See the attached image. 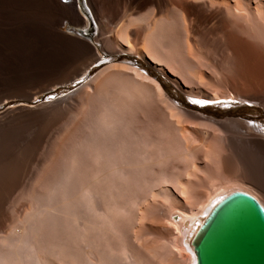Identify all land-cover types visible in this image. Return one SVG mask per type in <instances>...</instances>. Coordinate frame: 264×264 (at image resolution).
Listing matches in <instances>:
<instances>
[{"label": "bare ground", "instance_id": "6f19581e", "mask_svg": "<svg viewBox=\"0 0 264 264\" xmlns=\"http://www.w3.org/2000/svg\"><path fill=\"white\" fill-rule=\"evenodd\" d=\"M67 1H69V2L67 4H64V2L62 0H0V51L6 47H15V48L17 47V48H24V49L28 48L31 50L30 57L28 60L29 62L27 63L26 66H25V64L22 65V63H17V62H13V61L7 62V67H6V68H8L7 73L0 75V89H2L3 87L7 88L8 86H11V85H12V87L14 85L19 86L20 84H21V88H23L22 84L24 85V83H27V82H30L31 84L32 83L42 84V85H38L39 91L34 96L29 95L30 93L27 95L30 99H32V102L30 101L31 104L35 105L34 103H36L37 99H38L37 96L42 95L45 99H48V101H49L51 98H54L59 94V91H58L59 89H62V91H61L62 94L65 93L66 91L63 89H69V87L76 86L78 83L81 82V80H79L80 78L81 79L86 78V76L89 74V72H86L85 74L82 72L83 67H85V66H88V67L91 66L92 67L94 64V60H99V61H100V59L101 60L103 59L102 61L106 60L105 57L103 58L100 56V53L98 51L99 50L98 47H93L92 46L93 44L91 45V41H89L87 39V36H86V35L90 34V26H92V23H96L97 26L99 27V24L96 20V16H95V14L91 8L101 9L104 7L103 2L101 0H87L86 5H87L88 12H89V14H88L87 12L82 10V7L80 9L78 8V3L80 2V0H67ZM141 3H142L141 8H143V7L147 6L148 4H154V3L157 5H163L164 1L163 0H142ZM183 7H187V9H188V6H183ZM183 7H182V9H184ZM41 9H44L45 12H47V16L50 17V19H43L37 15L34 16L35 13L39 12ZM185 10H186V8H185ZM235 10L239 11L237 8ZM26 13H28L29 15L27 16ZM86 13H87V15H86ZM166 13L167 14L163 13L166 16V17L163 16V18H166L165 20H163V18H162V20L159 19L160 22L157 20L155 22L154 26L149 27V30L151 32L149 35H151V34L153 35L154 33H156L157 32L156 30L160 29V27H161V29L159 30V32L161 34V30L163 28L162 26H164V30L165 29L168 30V32L165 30L164 33L167 34L169 32H172L173 30H175L177 32V35H178L177 30L180 28V27H178L180 25L178 18H174V14L170 13L169 10H167ZM67 17L68 18L73 17V18H76L78 20L82 19L84 22V26L81 29L79 28L77 30L75 29L76 31L73 30V31H71V33L69 32V34H64V33L60 32L59 27L62 25V22ZM139 18L140 17L134 18V20L135 19L138 20ZM225 22H223V27L226 30L228 23L226 22L227 23L226 24ZM232 25L233 24H231L230 26H232ZM152 31H153V33H152ZM232 31L229 32L226 30V33L224 32L225 33L224 37L226 40L225 42H227L226 46L229 45V47H230L229 51H231L234 54V56H236L237 65L233 64V66L238 67L237 68L238 74L235 77L233 76V74H231L232 77L230 76L227 79L231 82V84L233 82L235 84V81L238 80V81H236L237 82L236 84L240 85L242 90L244 89L243 92L248 91V89H250V87L255 88L257 91L262 90V89L264 90V52H257L256 49L252 45L247 43L245 40H243L241 37H239L237 34H235V32H232ZM157 33L154 34V35H156V37H157ZM172 33H174V35H176L175 32H172ZM166 34H165V37H167L168 35L171 36V33H169L168 35H166ZM163 35L161 34V36H163ZM174 35H172V36H174ZM161 36H159V37L161 38ZM156 37L154 36V38H156ZM159 37H157V38H159ZM165 37H164V40H165ZM145 38H147V37H145ZM151 38H152V36H151ZM168 39L169 38L167 37V40ZM188 39H189V37H188ZM114 40L115 39L109 40L110 44L113 46H114ZM151 40H153V39L149 38V41H151ZM164 40L161 39L162 43L166 42ZM149 41L146 40L147 44ZM126 43L128 44V46H127L126 50L122 53L132 55L133 50H134V46L129 42V40H126ZM187 43H188V48L187 47L186 48L188 49L187 53H189L188 51H189L192 43L190 44L189 41H187ZM149 44H151V42H149ZM147 46H149V45H147ZM149 48H150V46H149ZM263 49L260 47L261 51ZM191 50H193V49H191ZM143 51H144V49H143ZM148 52H149V50H148ZM150 52H151V49H150ZM177 53L181 54L178 51H177ZM20 55H22V54H20ZM104 55L106 56V54H104ZM67 56H68V58H67ZM175 56L176 55L173 54L174 58H176ZM154 57H155V55H154ZM137 58L140 59L139 56ZM156 58L157 57H155L154 60H156ZM188 58H189V56H188ZM152 59L153 58H151V60ZM190 59L192 60V58H190ZM158 60L160 61V59H158ZM162 60L163 59H161V61ZM173 60H175V59H173ZM180 61H182V59ZM195 61L196 60H194L193 62L195 63ZM153 62H155L158 66H163L162 62H161V64L158 63V61H153ZM189 67H190V65H189ZM189 67L187 68V70L189 69ZM114 68L123 69V70H125V73H127V74L130 73L131 76L133 74L134 76H138V77L142 78L143 81H145L144 82L145 85H147L149 83L151 87L153 86V89L156 88L157 91L155 89L154 90L157 93L159 92L158 93L159 96H160V94L163 95L161 97L162 98L166 97L165 99L167 100V102H169V100L167 99V96L164 95V91L162 90V88L158 84V82L147 77L142 71L137 70L136 68L130 67L128 65H121L120 63H119V65H117V63H113V64L108 65L105 69L100 71L91 81H87L80 88H77V89L73 88L74 90L71 89L72 90L71 92H69L65 96H61L60 98L56 99L52 103H47V104L43 105V103H44L43 102L42 105L40 103V105H38V106L32 105L29 108H25V107L11 106L14 104V101L13 100L11 101L10 99L5 100L3 102L0 100L1 101L0 102V111L3 110L2 113L0 112L2 114L0 116V134H1L0 138H1V140L6 139V142H9V143H10V141L15 142L13 144L14 145L16 144V146L18 145L17 149L14 152L9 151V149H8V152H5V156L7 155L6 156L7 161L9 160V162H8V167L6 169H4L6 174L3 170L4 176L2 175L3 178L0 177L1 178L0 188L3 187L2 188L3 191L0 192V203H1V205L4 204L6 199L9 198L11 195H15V194H13V192L15 193L19 189L22 190V195L24 196V199H23V196H21V198L23 199V203L29 199L28 210L31 208V206H33L34 212L30 216H28L29 214H27L26 219H25V217L23 219L26 221L27 224L29 222V224H28L29 226L27 227L29 229L26 230V228H25L26 231L24 230L25 235L28 234V235H26L27 237L25 238V242H27L28 238L30 236H32V234H33V237H35V238H33L34 240L37 237H39L38 240L41 241V242H39L36 239L35 241H37L36 242L37 245H38V242L40 243L41 246L42 245L45 246V244H48V243L50 245V243L52 242L51 246L53 248L54 247L56 248L57 246H59L57 248H60V243L63 245L64 242H66V244H65L66 246L70 245L69 244L70 242L67 243V241L70 240V238L67 237L68 233L65 231L67 233V235H66L65 232L63 231V228H64L63 224H65V226H67L69 223V220H68L69 218H67L66 216L61 218L62 216H60L61 214L62 215L64 214L65 210H67L66 209L67 207L65 206L66 203L64 204L65 210H63L64 209L63 205L60 208L61 213L58 212V210L56 211L55 209H53V210H55V213H54V211L51 210V208H54L58 205V204H56L58 202V197H59V199L60 198L62 199L63 196L64 197L67 196L70 199L74 198L76 196V194L78 193L80 186H81L80 189L83 193H85V192L90 193V195H88L89 194L88 193L82 199H84V198H86L87 200L90 199V203L94 202L93 204H95V202L99 201L98 198H97V200L95 198L97 196L101 197L100 202H99L100 204L99 203L98 204L100 206L101 200H103L102 202L104 203L103 204L104 208L102 207V209H105L104 212L105 211L107 212V213L105 212V215H104V212L101 210H98L96 207L97 212H99V215L97 216L96 215L97 213L95 211L94 212L96 214L94 212H92L93 214H90V211H89L88 215L90 214L91 217L94 215L93 216L94 223L96 222V224L95 225L93 224V226L95 228L97 226L101 228V225H102L101 223H103L105 221H103V222L102 221L99 222V221L101 219L105 220V219L110 218L109 216L107 217V214L112 210L111 207H113V205L111 202L113 201L112 198H114V197H112V195L110 196L109 177L116 178L117 174L112 173V172H107L105 170V164H111L112 154H113V152H115L117 150L118 146H117V143L115 142V140L112 138H109L107 135V131L110 130L111 126L106 125L104 127L101 123V119L105 114L116 112L117 103H116V99L113 97L112 93L111 94H105L104 93V91L102 89V85L99 87L92 88V84L94 82H96L99 78H101L103 75H106V73L109 72L110 69H114ZM190 69H191V67H190ZM194 69H197V68L195 66L193 67V65H192V69H191L192 73H193ZM182 73H184V72H182ZM182 73H180L181 76L182 75L184 76L185 74H182ZM56 75H59V76L62 75V76H64V78H60V80H57V81L55 80L53 82L51 81V83L49 80H47V81H49V83H47V82L43 83L44 79L51 77V76H56ZM80 75H81V77L77 78V76H80ZM235 75H236V73H235ZM71 79H74V80H72V82H69ZM113 79H114V77H113ZM119 79H118V81H119ZM225 79H226V77H225ZM105 80H107V79H105ZM108 80L111 81L110 78H108ZM108 80L106 82H109ZM135 80H136V78H134L135 84H137V85H139L138 83L143 84V81H141L140 79L139 80L141 82L140 81L138 82ZM228 80L225 83H230V82H228ZM119 82L121 83V80ZM136 82H138V83H136ZM58 84H62V85L64 84L65 86H63L62 88H55V87H57ZM110 84H112V83H110ZM236 84H235V87L237 86ZM16 88H17V86H16ZM106 88H109V87L106 86ZM119 88H120V86H119ZM10 90H11V88H10ZM13 90H15V89H13ZM238 90H239V88H238ZM115 93H117V92H115ZM4 95L6 96V94H4ZM82 95H84V97H81ZM141 95H142V93H141ZM184 95L189 100V102L196 104L197 106L219 105L222 108L224 115L222 116V118H219V119H217V118L215 119L212 117V119L216 120V121H214V120L205 119L203 117H200L199 115H195V114L190 113V112L185 113V111H184L182 114H180V112L184 108L178 111V109H180V108L177 106L178 109L174 110L176 107L173 104L174 103L173 102L171 107L174 105L175 108L174 107H172L173 109L171 108L172 112L174 114H177L176 112L178 111L180 115H179V117H178V115L177 116L172 115V117L180 118L178 120L175 118L176 121L183 119L182 117H184V116H187V117L191 116L192 118L193 117L198 118L200 121L205 120L204 122L205 123L208 122V124H210V122H211V124H213L214 127H218V129L217 128L216 129L219 130V132L221 134V136H220L221 138L220 137L216 138V136H215L214 138H212V140H210L209 137L211 138V136H210L211 134H209L206 131L201 132L202 136H200V135H198V132L197 133L195 132L196 130H193L194 132H191V130L185 131V128H184L183 132L184 131L185 132L183 134H180L182 137V138L180 137L181 141H182L180 143L182 144L181 147L183 148L181 151V154H180V151H178L179 154H177V155L174 153L175 155L174 154L172 155L173 156L172 160H170V163L168 162L167 164H169L168 165L169 167L170 166L171 167H175V166L186 167V165H187L186 162H187L188 158L189 157L191 158V156H193L192 155L193 153L198 152L200 149H203L204 153L206 154L205 161L204 160L201 161L202 164L203 163L205 164L204 167H201V168H203V169H201L203 172V175H201L202 172L199 171L200 167L198 165H197V167H199V169H197V172L199 171L200 175H199V173L195 172L194 169L192 170V168H194L193 166L196 164L195 163L194 165H192V168L190 167V169H191L192 173H194V176H196L195 177L196 179L194 178L192 173H189V172H191L190 169L187 170V171H189L188 173L192 177L189 176V178H191V180H190L188 178V176L186 175V177L189 180L188 179L185 180V178L183 179V181H185V183L182 185V188L180 187V185L182 184L181 182H183L181 180L182 178H180V179L178 178L177 181L174 178L173 179L170 178L169 181L168 180L166 181V183L164 181L165 185L167 184L170 186H175L177 184L178 185L180 184L178 188L182 189L181 192H183V194L178 195V197L182 198L181 195H186L185 199H187L186 201H188L187 203H189V204L186 203L187 205H182V204H180L181 203L180 201L179 202L177 201L180 204L178 206L177 202L176 203H175V201L173 202L174 198H173V200L172 199L166 200L165 202H167V203L164 204V200H165L164 198L166 197V195L168 198H169V196L171 197V195H173L170 192L169 193L164 192V193H166V195L165 196L162 195V196H164L163 198L162 197L160 198L162 202H159V205H164V208H165V209L163 208L164 212L162 213V216H161L162 221L164 223L161 221V223H162V225H161L159 223V220H156L157 219V216L155 215L156 213L151 212L152 213V214L150 213L151 216L154 215V216H152V220L154 219L157 222V224H159V226L156 227L153 223L154 221H152L153 227L154 228L156 227L155 228L156 233H153V234H155L154 235L155 237L152 238L153 240H151V239L146 240V238L148 236L146 237L147 232L145 233L143 231L146 228V227L143 228V226L146 225V224L144 225V223L140 225L143 228V230H141L140 229L141 227H139L140 231L138 230L137 235H138L139 239L142 236L146 237V238L142 237L143 240L145 239L144 241L141 238V240L143 241L141 243L143 246V243L145 242L144 246H147V247H141V246L139 247L142 249L144 248V251L147 250V248H149L150 245H151L150 248L155 249V247L153 248L154 244L159 245L158 243L160 242L161 243L160 245H163V242H166V245L165 244H164V246L159 245V248H157V249H160L161 247L164 248L165 246H167V247L170 246L168 248H169V250L171 249L174 252L175 256H173V257L175 258V260L177 257L179 258V261H178V259L176 260L177 264H196V258H195V255H194V252H193V249L191 246L192 237L195 234L198 226H200L201 223L207 218V216L211 212V210L219 202H221L226 196H228L230 193L235 192V191H243V192H246V193L254 196L264 206V123L259 121V119L257 117H254V116L247 114V113L242 115V114H235V111L230 112L232 107L236 104H239V103L245 104V105H255V106L258 105L256 103H252V101L250 99L243 97L242 94L236 95V93L233 94L232 92H230L228 94H222V93L217 92L215 95H213L212 98H207V99H205V101H203L201 99L195 100V99L190 98L189 95H186V94H184ZM7 96H6V98H7ZM0 98H1V96H0ZM9 98H12V97H9ZM78 99L81 100V103L79 102L80 104L78 103V101H79ZM16 100H17V98H16ZM21 102H23V101H21ZM220 103H221V105H220ZM262 104L264 105V103H262ZM262 104H260V105H262ZM260 105H258V106H260ZM157 107H159V106H157ZM261 108H262V110H260V112L263 111V115H264L263 107H261ZM155 110H159V109L157 108ZM80 113H81V115H80ZM69 116H71L72 118L70 117L71 119L66 121V123H65L66 125L64 127V131L62 132L61 137L58 138L55 145L53 146L52 158L50 160V163L53 162L51 164V167H50V163H49V166L46 163L45 167H43L42 170L38 168L39 171L41 170L39 172L40 175L38 173L36 180L33 181L34 184H31L32 187L26 186V185H24V187H23L22 183L24 180H23V177L21 174H22V171L25 173L26 172L25 170H27L28 167H27V165H25V163L22 164V162H21L22 166L19 164V166H20L19 169H18V167H16L17 169H14V164H15L14 161H16L17 157L19 158L21 156H24V158H26V160H28V159L30 160V159L34 158L35 155L42 149L43 145L45 146L44 143L48 142L47 139L50 138L51 132L53 133L54 129L59 124L64 122L65 119H69L68 118ZM73 116H75V117H73ZM262 118H264V116L261 117L260 119H262ZM179 123H181V121H179ZM30 124L34 128L32 127L33 130L30 132V134L28 136H24L25 134L24 135L19 134L20 131L18 132V130H20V128L27 126V125L29 127ZM213 125H210V127L214 128ZM62 127H63V125H62ZM121 129H122L121 132H124V131L128 132V135L126 137L120 139L121 144L127 146L126 148L123 149V151L127 155L126 160L129 164L135 165L136 161L132 157V151L128 147V146L134 145L135 141H137V140H133L131 137V135H133L135 133L134 126H133V124H131V122H127L126 124L121 126ZM187 129H189V128H187ZM180 130H181L180 133H182V129H180ZM257 130L259 132L261 130V131H263V133H259V132H257ZM57 134H59V133H57ZM204 136L205 137L208 136L206 140H209V141H207L206 143H204V138H203ZM14 145H13V148H14ZM5 146H4V148L7 147V146L6 147ZM6 151H7V149H6ZM50 151H51V149H50ZM145 152H146L145 150H141L142 155L148 154V153L144 154ZM22 153L24 155H22ZM217 155H219V158L222 157V160H221L222 162L220 165H219V162L217 160L213 159V158H216L215 156H217ZM24 158L23 157L21 158L23 160V162H25ZM159 160H160V158H159ZM159 160L156 161L157 164L160 163ZM206 160L211 162V163H207ZM1 161H2V159H1ZM73 161H75L76 166L75 167L73 166L74 168H70V163ZM145 161H147V159L146 160L141 159V165L142 166L145 163ZM189 161H190V159H189ZM27 163H28V161H27ZM188 163L190 164V162H188ZM16 164L18 166L17 162H16ZM72 164H74V163H72ZM155 164L153 165V167L155 166L154 168H156V166H157ZM35 165L36 164H34L33 167H35ZM4 166L6 167L7 165H4ZM168 166H167V168H168ZM190 166H191V164H190ZM33 167H32V169H34ZM195 169H196V167H195ZM99 171H101V174L104 175L103 181H102V183H103L102 188L101 187L96 188L99 185L94 183L95 176L97 175V173ZM162 171H163V169H162ZM30 172H32V171H30ZM28 174H31V173H28ZM131 174H133L136 177L135 179L139 178V177H137V175H136L137 173L135 170H134V173L132 171ZM212 174L214 175V177L210 178V175H212ZM192 178H194L195 180ZM26 181H27V179H26ZM26 181H24V182H26ZM190 184L193 188H195V190L193 189V191H190V190H192L191 187L189 186ZM160 185H161V183L159 184V186ZM184 186L185 187L187 186L186 188L189 187L190 190L189 189H188L189 191L186 190L184 188ZM207 186L209 187V191L207 193H204V189ZM98 189H100V190H98ZM172 189H174V188H172ZM179 189L176 188V190H179ZM183 189L188 191V192H186L187 194L185 193V190H183ZM167 190L169 191V189H167ZM176 190H174V191H176ZM60 191H61V194H60ZM161 191H159L160 194H161ZM163 191H165V190H163ZM159 192H158V194H159ZM160 194H159V196H160ZM168 194H169V196H168ZM59 195H62V197ZM167 197H166V199H167ZM79 198H81V197H79ZM79 198H77V199H79ZM158 198L159 197L157 196V199ZM197 198H201V203H198L196 205H194L193 203L191 204V202H194L195 200H197ZM68 199H66V200L68 201ZM157 199H155V201ZM160 199L157 201H160ZM9 200H10V198H9ZM53 200H54V202L55 201H57V202L54 203ZM27 203L28 202L24 203L26 205L21 204V206L24 205L21 208L25 209V206H28ZM49 203H51L50 205L53 204V207H51L49 205ZM110 203H111V206H110ZM154 203H156V202H154ZM160 203H163V204H160ZM168 203L170 205L169 208L167 206L165 207V205L166 204L168 205ZM173 203H175L177 206H175V204H173ZM60 204H62V203L60 202L59 205ZM93 204H91V205H93ZM1 205H0V207H1ZM67 206H68V204H67ZM48 207H49V209H48ZM87 207H88V205H87ZM92 207L93 206H91L90 208H92ZM43 208H44V210H49L50 213H48V215L51 214L50 216L53 220L50 218V216L48 217L46 215L47 218L44 216L45 214H47V211H45L44 215L40 213V211L43 212L42 211ZM81 208H82V206H81ZM20 209H19V211H20ZM56 209H58V208H56ZM92 209L94 210L95 208H92ZM88 210H90V209L88 208L87 211ZM31 211H32V209H31ZM70 211L71 210H69V212ZM100 211H101V213H100ZM5 212L4 211L0 212V228L1 227L7 228L5 225L8 224L7 222H9V219H10L9 218L10 215L7 216V214ZM21 212H22V210L18 213V215L16 212V215L19 216V214H22ZM57 212L60 215H58ZM28 213H30V210ZM33 214H34V216L38 214L39 218L41 217L40 218L41 221L43 218L42 222L45 221V219H44V217H45L47 219L46 224H47V222L50 224L52 221H54V224L51 223L54 226H52L51 224L49 226L47 225L46 230L43 229L42 232L40 231V233L37 234L39 232V228L35 229L34 223L36 221L35 222L31 221L34 218ZM66 214H67V212H65L64 215H66ZM100 214L103 217L100 216ZM95 215L97 218L95 217ZM42 216H44V217H42ZM110 216H112V215H110ZM36 217H38V216H36ZM70 217H71V215H70ZM89 217L90 216H88V218ZM98 217H100V218L102 217V218L98 219ZM143 217H144V215H143ZM48 218L50 219L49 221H48ZM64 218H67L68 222H66V219H64ZM71 218H73V217H71ZM158 218L161 220V218L159 216H158ZM63 219H64V221H63L64 223L62 222ZM92 219L90 218L89 220H92ZM141 219H142V217L140 218V223H141ZM110 220H112V219H110ZM123 220H124V218H123ZM147 220L148 219L146 218V221ZM41 221H39L36 224V226L38 224H41L42 223ZM72 221H74V219ZM20 222L21 221H19L17 224L19 225ZM76 222L78 223L79 221H76ZM92 222H93V220H92ZM98 222L101 225H99V224L97 225ZM150 222H151V220L148 221V224ZM21 223H22L21 226L26 225L25 222H23V221ZM71 223L73 225V222H71ZM71 223H69V224L71 225ZM44 224H45V222H44ZM79 224L81 226H83V223H79ZM12 225H14V224H12ZM90 225H91V223H90ZM19 227L20 226H18L16 229H19ZM87 227H88V225H87ZM41 228H43V227H41ZM71 229H72V226H71ZM14 230L15 229H13V231ZM94 230L98 231L100 229H94ZM94 230H93V232H95ZM146 230H148V229H146ZM24 231H21V232H24ZM68 231H69V229H68ZM76 231H78V230H76ZM18 232H19V230H18ZM62 232L66 235V238H67V240L65 239L66 241L63 239V238H65V235L63 236V238L60 237ZM85 232H86V230H85ZM101 232H103V231H101ZM139 232H141V233H139ZM3 233H5V232L3 231ZM13 234L14 233L9 234V236L12 235L14 237V235H16L17 233L15 232V234L14 235ZM25 235H22L23 238L25 237ZM71 235H72V232H71ZM73 235H74V233H73ZM81 235H82V232H81ZM140 235H142V236H140ZM16 236L18 237V235H16ZM86 237H87V234H86ZM20 238H21V234L19 235V239H17V240H20ZM30 239H32V237L29 238L28 242L30 241ZM61 239H63V240H61ZM85 239H87V238H85ZM13 240L15 241V239H13ZM13 240H11V242ZM49 240H51V241L48 242ZM82 241H84V240H82ZM21 242H22V245H20L21 251L17 250V246H16V245H18L17 242L16 243L14 242L12 244H10L8 242L7 245L8 244L9 245L8 246L6 245V246L7 247L11 246L10 249L13 252L16 249V251L19 252V253H17V255L21 254L22 259L24 257L23 256L24 254H25V257L28 255L27 257L31 258V254L33 257L34 253H35V255H34V258H35L36 252H37V253H39V255H38L39 257L43 255V257H40V258H44L46 260L47 257H45V254L43 253L44 251L42 250V248H44L43 246H42V248L39 246L40 247L39 250L37 248V250L39 252L36 251L33 253V251H35L36 249L31 250L33 247H30V246L32 244L36 245V243H32L30 246H29V244H27L28 248L29 247L31 248V249H28L27 247H25L26 246L25 244L23 246L24 241H21ZM139 242H140V240H139ZM57 243H59V245ZM84 243L85 242H83L82 244H84ZM13 244H15V245L13 246ZM55 244L57 246H54ZM62 245H61V248L64 247ZM15 246H16V248H14V250H13L12 247H15ZM22 246L24 248L28 249L29 252H28V250H27V252H25L26 249H24ZM46 247H48V245ZM72 247L73 246L70 245V248H72ZM22 248L24 249V251L22 250ZM50 248H49V250H50ZM6 250H7V248H6ZM40 250H42V253L40 252ZM91 250H93V249H91ZM13 252H11V253L9 252V258L6 260V258L8 257L7 256L3 260V264H6V262L9 261L10 256L12 257V255L15 254ZM157 252L159 253V251H156V253ZM26 253H28V254H26ZM84 253L85 252H83V254ZM154 254H155V252H154ZM174 254L171 253V255H174ZM14 256L15 257L13 259H16V261H17L18 259L16 257V254ZM38 256L35 259H38L39 258ZM84 256H85V254H84ZM35 259H34L35 264H40V263L43 264V262H41V261H44V259L43 260L42 259L35 260ZM90 259H91V257H90ZM26 260H27V258H26ZM56 260L58 261V259H56ZM172 260H174V259L172 258ZM16 261L14 262V264H19ZM19 261L21 262L20 259H19ZM36 261H39V262L36 263ZM49 261H50V259L48 260V262ZM59 261H60V259H59ZM97 261H98V259H97ZM13 262H11V259H10V261L7 264H11ZM87 262H88V260H87ZM102 262H104V261H102ZM127 262L130 263V261H127ZM34 263H33V260H32V263L30 262V264H34ZM173 263L175 264L176 262L174 261ZM21 264H23V263H21ZM26 264H28V263L26 262ZM170 264H171V262H170Z\"/></svg>", "mask_w": 264, "mask_h": 264}, {"label": "rangeland", "instance_id": "374dc122", "mask_svg": "<svg viewBox=\"0 0 264 264\" xmlns=\"http://www.w3.org/2000/svg\"><path fill=\"white\" fill-rule=\"evenodd\" d=\"M62 1L64 2V4H67L69 2L67 0H62ZM101 1L104 4L103 8H101V9L91 8L92 11L94 12L95 16H96V20L99 24V27L97 26L96 23H92V26H90V34L86 35L87 39L89 41H91V45L93 44L92 45L93 47H98V49H99L98 51H99L101 57L104 58L105 57L104 54H106V56L110 57V55H117L119 53L124 52L128 46V44L126 43V40H129V42L134 46L132 56H135V57L139 56L140 59H142L144 62L148 63L156 71L160 72L170 83H172L178 90H180V92H182L183 94L189 95L190 98H192V99H195V100L201 99V100L205 101V99H207V98H212L213 95H215L217 92L222 93V94H228V93L232 92L233 94L236 93V95L242 94L243 97L250 99L252 101V103H256L258 105L264 103V90L263 89H262L263 91L262 90L257 91L255 88L250 87V89H248V91L243 92L244 89L242 90L240 85L236 84L237 83L236 81H238V80L235 81V84L237 85L235 87L234 82L231 84V82L227 79L231 76V74H233L234 77L237 76V74H238L237 68L238 67L233 66V64L237 65L236 56H234V54L231 51H229L230 47H229V45L226 46L227 42H225L226 40L224 37L226 30L229 32L233 30L232 32H235V34H237L239 37H241L247 43L252 45L256 49L257 52H264L263 51L264 50L263 49L264 48V0H163L164 1L163 5H157L154 3V4H148L147 6H145L143 8H141V4H142L141 1L142 0H101ZM86 4H87V0H80V2L78 3V8L80 9L82 7V10L89 14ZM183 6H188V9H187V7H183ZM182 7L184 9H182ZM185 8L187 11L185 10ZM234 8L235 9L237 8L239 11L235 10ZM43 10L44 9H41L39 11L40 13L39 12L35 13L34 16L37 15L43 19H50V17L47 16V12H45V10L44 11ZM167 10H169L170 13L174 14V18H178V21L180 23V25L178 26L180 28L178 30L176 29L178 31V35H177V32L175 30H173L172 32H175L176 35H174V33H172V32H169V33H171V36L168 35L169 33H167V34L164 33V31L166 29L164 30V26H162L163 28L161 30V34L162 35L164 34L163 35L164 37H165V34L168 35L167 37L169 39L167 40V37H165V40H164V37L161 36V34L159 32L161 27H160V29L156 30L158 32V33L156 32L157 37L161 36V38L160 37L157 38L156 35H154L156 33L153 34L156 37V38H154V36L152 34L149 35L151 33L149 30V27L154 26V24L157 20L160 22L159 19L162 20L163 16L166 17L165 14H167L166 13ZM87 13H86V15H87ZM163 13H165V14H163ZM26 14H27V16L29 15L28 13H26ZM138 17H140L138 20H136V19L134 20V18H138ZM165 19L166 18H163V20H165ZM81 20H78V19L73 18V17L72 18H68V17L65 18V20L62 22V25L59 27L60 32H62L64 34H69V32L71 33V31H73V30L76 31L79 28L81 29L84 26V22H83V20L82 21ZM225 21L228 23L226 30L223 27V22H225ZM231 24H233V25L230 26ZM166 31L168 32V30H166ZM152 33H153V31H152ZM172 35H174V36H172ZM151 36H152V38H151ZM187 36L189 37V39ZM145 37H147V38H145ZM149 38L153 39V40L149 41ZM113 39L116 40V41L114 40V46L111 45L109 42V40H113ZM145 39L147 41L151 42V44H149V42L147 44ZM161 39H163L166 42L162 43ZM187 41H189L190 44L192 43L191 47L188 51L189 53H187V50H188L187 49L188 48ZM147 45H149L150 48ZM260 47L263 49L262 51L260 50ZM142 48L144 49V51ZM8 49L9 50L11 49V50L9 51ZM27 49L28 48L24 49V48H17V47L16 48L15 47H6L3 50H1L0 51V58H1L0 59V75L7 73L8 68H6V67H7L8 61L9 62L13 61V62H17V63H22V65L25 64V66H26L27 63L29 62L28 60H29L30 52H31L30 49H28V50ZM147 49L149 50V52ZM150 49H151V52H150ZM191 49H193V50H191ZM177 51L180 52L181 54L177 53ZM20 54H22V55H20ZM173 54L176 55L175 56L176 58L173 57ZM154 55H155V57H157L156 60H154V58H155ZM188 56H189V58H188ZM67 58H68V56H67ZM151 58H153V59L151 60ZM190 58H192V60ZM158 59H160V61ZM161 59H163V60L161 61ZM173 59H175V60H173ZM181 59H182V61H180ZM102 60L101 59H100V61L94 60V64L92 67L91 66L90 67H88V66L83 67L82 72L84 74L86 72H89V74L86 76V78H82V79L80 78L79 80H81V82L78 83L76 86L69 87V89H63L66 91L65 93H63V94L61 93L60 95L58 94L59 96L57 95L56 97L51 98L49 101H48V99H45L42 95H40V96H37L38 99H37V102L34 103L35 105L31 104L32 99H30L27 95L30 93L29 95L34 96L39 91L38 85H42V84H34V83L31 84L30 82L24 83V85L22 84L23 88H21V84L19 86L14 85L12 87V85H11V86H8L7 88L3 87L2 89H0V96H1L0 100L3 102L5 100L10 99L11 101L12 100L14 101V104L11 106L25 107V108H29L32 105L38 106V105H40V103L42 105L43 102H44L43 105L47 104V103H52L53 101L60 98L61 96H65L66 94H68L72 90L80 88L87 81H91L100 71L105 69L107 66L99 68L96 71H92L99 63H101ZM190 60L192 62L194 60H196V61H195V63L194 62L192 63ZM153 61H158V63H160V64L162 62L163 66H158ZM117 65H119V63H117ZM121 65H124V64H121ZM189 65H190L191 69H192V65H193V67L195 66L197 69H194L193 73H192L191 72L192 70L190 69ZM188 67H189V69L187 70ZM182 72H184V73H182ZM180 73L185 74V75L181 76ZM235 73H236V75H235ZM56 76H51V77L44 79L43 83H45V82L49 83V81L51 83V81L53 82L55 80L56 81L60 80V78H64V76H62V75H60V76L56 75ZM133 76H134L133 74L131 76L130 73H128V74L125 73V70H123V69L114 68V69H110L109 72L106 73V75H103L101 78H99L96 82H94L92 84V88L99 87L102 85V89H103L104 93L105 94H111L112 93L113 97L116 99V103H117L116 112L105 114L101 119V123L104 127L106 125L111 126L110 130L107 131V135L109 138L114 139L115 142L117 143V146H118L117 150L115 152H113V154H112L111 164H105V170L107 172H112V173L117 174L116 178L109 177L110 196L112 195V197H114V198H112L113 201L111 202L113 205V207H111L112 210L110 212L108 211L109 215L107 214V217L109 216L110 218L102 220L101 218L103 216L100 214V216H102V217L101 218L98 217V219H101L99 222L105 221V222H103L104 224L101 223L103 226L101 224H99V222L97 223V225L98 224L101 225V228L98 226L95 228L93 226V224L95 225L96 222L94 223V218H93L94 215L91 217L90 214H93L92 212L95 211L97 214L95 212L94 213L97 216L99 215V212H97L96 207L98 210H101L104 212L105 209H102V207L104 206L103 205L104 203L102 202L103 200H101V205L99 206V204H100L99 202H100L101 197H98V196L95 199L97 200V198H98L99 201L95 202V204H93L94 202L90 203V199H88V200L86 198L82 199L89 192L83 193L80 189L81 186L79 187L80 192L78 191V193L76 194V196L74 198L70 199L67 196L62 197V195H59L62 197V199L61 198L59 199V197H58V202L55 201V202H57L56 204H58V205L54 208H51V210L55 209L56 211L58 210V212H60L61 211L60 208L62 207V205L64 208V204L66 203L65 206L67 207L66 208L67 210H65V208L63 210H65L64 214H65V212H67V214L66 215H64V214L60 215L58 212L57 213H58V215L62 216L61 218L65 217V216L67 218H69L68 219L69 223L73 222V225H72V223H71V225L68 223L67 226H65V224H63V227H64L63 231L64 232L66 231L68 233V235L66 232H65V234L67 235L68 238H70V240H68L67 243L70 242L69 244L72 245L73 247L70 248V245L66 246L65 245L66 242H64L63 245L60 243V248H57L59 246H57L56 244L54 246H57V247L53 248L51 246L52 242L49 245L48 242L51 241V240H49L47 242L48 244H45V246L42 245L44 247V248H42V246L39 243L41 241L38 240L39 237L36 238L37 241H39L38 245H37V243H36L37 241H35L36 239L35 240L33 239V238H35V237H33V234H32V236L29 237V238L32 237V239H30L31 242L30 241L28 242L29 238H28V240L26 239L27 242H25V238L27 237L26 235H28V234L25 235V231L29 229V228H27L29 226L28 225L29 222L27 224L26 221L23 219H24V217L26 219L27 214H29L28 216L32 215V213L34 211H33V206L30 205L31 206V208L29 209L30 213H28L29 212V210H28L29 199L25 201V202H28L27 203L28 206H25V209L21 208L22 206H24L26 204H24L25 202L23 203L24 196L22 195V190L19 189L15 193L13 192V194H15V195H11L9 197L10 200H9V198H7L4 204L1 205V203H0V205H1L0 212L6 211L5 213L7 214V216L10 215L9 216V218H10L9 222H7L8 224L5 225L7 228H5V227H1L2 229L0 228V231L2 233H3V231L5 232L3 234L0 232V263L1 264H3V260L7 256L8 257L6 258V260L9 258V252L10 253L13 252L10 249L11 246L7 247L9 245V244L7 245V243L9 242L10 244H12L14 242L15 243L17 242L18 243V245H16L17 250L21 251V246H20V245H22L21 241H24L23 246L25 244L26 245L25 247H27V248H28L27 244H29V246H30L32 243H36L37 246L32 244L33 246L31 245L30 247H33V248L32 249L30 247L28 248L31 250L36 249L35 251H33V253L38 251L40 249V247L42 248V250L44 251L43 253L45 254V257H47L46 260L44 258H40V257H43V255L39 257L38 256L39 253H37V252H36L35 258L38 256L39 257L38 259H42V260L44 259V261H41V262H43V264H47V263L48 264H52V263L53 264L54 263L55 264H89V263L90 264H92V263L93 264H97V263L98 264H170V262L172 264L174 261L176 262L175 264H177L176 260L178 259V261H179V258L176 256L177 258L175 260V258L173 257V256H175L174 252L171 249L169 250V248H168L170 246H168V247L165 246L164 248L161 247L160 249H157V248H159V245L161 244L159 242L158 243L159 245L154 244L153 248L155 247V249L150 248L151 245L150 246L148 245L149 248H147V250H145V251H144V248L143 249L139 248L140 246L141 247H147V246H144L145 242L143 243V246L141 243L145 240V239L143 240V238L145 236L143 237L142 235H140L143 238L140 237V239H139L137 232H138V230L139 231H140V229L143 230V228L146 227L143 230L145 233L147 232L146 237L147 236L148 237L147 238L145 237L146 240H150V239L153 240L152 238L155 237L154 236L155 234H153V233H156L155 228L157 226H159V224H157V222L154 219L152 220V216H154V215L151 216V214L153 212L156 213L155 214L157 216L156 220H159V223L162 225L161 216H162V213L164 212L165 208H164V205H159V202H162L160 198L161 197L163 198L166 195V193L170 192L174 196L170 194L172 197L171 198L168 194V196H169V198H168L166 195L167 199H166V197L164 198L165 200L163 199L164 204L167 203V202H165L166 200H169V199L173 200V198H174L173 202L175 201V203L177 201L178 202L180 201L181 202L180 204H182V205L189 204V203H187L188 201H186L187 199H185L186 195H181L182 198L178 197V195L183 194V192H181L182 185L185 183V181H183V179L185 178V180H186L189 178V176L192 177L189 174V173H192L190 167L192 168V165H194L195 163L196 164L193 166L194 168H192V170L194 169L195 172H197V169H199V167H200L199 171L202 172L201 169H203V168H201V167H204L205 164L204 163L202 164L201 161H203V160L205 161L206 154L204 153L203 149H200L198 152L193 153L192 154L193 156H191V158L190 157L188 158V160L186 162L187 163L186 167H180V166H178V167L175 166L176 168L171 167V166L169 167L168 166L169 164H167V163L168 162L170 163V160H172V157H173L172 155L174 153L176 155L179 154L178 151H180V154H181V151L183 149L181 147L182 144L180 143V142H182L181 141L182 137L180 134H183L186 130H191V132H194L193 130H196L195 132L196 133L198 132V135L202 136L201 132L206 131L209 134H211L210 135L211 138L209 137L210 140H212V138H214L215 136H216V138H219L221 136V134H220L219 130H217L218 127H214V125L211 124V122H210V124H208V122H206V123L204 122L205 120L200 121L198 118H195V117L192 118L190 116L191 117L190 118V117L184 116V117H182L183 119L179 120V121H181L182 124L179 123V121H176V119L177 120L180 119L178 117L184 111H185V113L190 112V113H193L195 115H199L200 117H203L205 119L214 120V121H216V120L212 119V117L210 118L206 115H203L200 112L189 111V110L183 109L182 107H179V106L178 107L180 109H178L177 105L175 103L171 102L168 97H167V99L169 100V102H167V100L165 99L166 97L165 98L161 97L163 95L160 94V96H159L158 95L159 92L158 93L156 92L157 91L156 88H154L156 90L155 91L153 89V86L151 87L149 83H148L149 85L147 83H146L147 85H145L144 84L145 81H143L142 78H140L138 76H134V77ZM79 77H81V75L77 76V78H79ZM113 77H114V79H113ZM225 77H226V79H225ZM108 78H110L111 81L108 80ZM134 78H136L135 81H138V82L142 79L141 81H143V84L138 83V82H136V83H138L139 85L135 84ZM105 79H107L112 84H110L109 82H106L107 80H105ZM118 79H119V81L121 80V83L118 81ZM47 80H49V81H47ZM72 80H74V79H71L69 82H72ZM227 80L230 83H225V82H227ZM16 86H17V88H16ZM63 86H65V85L64 84L63 85L58 84L57 87H55V88H62ZM106 86H108L109 88H106ZM119 86H120V88H119ZM10 88H11V90H10ZM238 88H239V90H238ZM13 89H15V90H13ZM58 91L61 92L62 89H59ZM115 92H117V93H115ZM141 93H142V95H141ZM4 94H6V96L8 95L7 98ZM9 97H12L13 99L9 98ZM81 97H84V95H82ZM16 98H17V100H16ZM21 101H23V102H21ZM79 102L81 103V100H79L78 103ZM172 103L176 107L175 108L174 105L172 106L175 108L174 110L178 109V111H179V110L183 109L180 112V114L178 111L177 112L175 111L177 114H174L172 112V109H173L171 107ZM239 105H244V104L239 103ZM258 105L257 106L247 105V106H251V110H248L247 112H244L243 111L244 109H238L240 112L238 114H243V115L246 113L250 114L254 117H257L259 119V121L264 123V118L260 119L261 117L264 116L263 111L260 112V110H262L261 107H263V110H264V105L263 104L260 105L261 107ZM157 106H159V107H157ZM157 108L159 110H155ZM0 112L2 113L3 110ZM1 113H0V116L2 115ZM80 115H81V113H80ZM172 115L173 116L178 115V117H172ZM70 117L71 116L68 117L69 119H65L64 122L59 124L54 129L53 133L51 132L50 138L47 139L48 142L44 143L45 146L43 145L42 149L35 155L34 158H32L30 160L29 159L26 160V158H24V156L16 158V161H14V163L16 164V162H17L18 166H17V164L16 165L14 164V169H17L16 167H18V169H19V167H20L19 164L21 165V162H22V164L25 163V165H27V167H28L27 170H25L26 172L24 173L22 171V174H21L24 181H26V179H27L26 182L23 181V183H22L23 187H24V185L31 186V184H34L33 181L36 180L38 173L43 169V167H45L46 163L49 166L50 160L52 158L53 146L55 145L58 138L61 137L62 132L64 131V127L66 125L65 124L66 121H68L72 118V117L71 118ZM73 117H75V116H73ZM127 122H131V124H133L134 129H135V133L133 135H131V137L133 140H137V141H135L134 145L128 146L129 149L132 151V157L136 161L135 165H131L127 162V160H126L127 155L123 151V149L126 148L127 146L122 145L121 141H120L121 138H124L128 135V132H125V131L121 132L122 131L121 126H123ZM62 125H63V127H62ZM210 125H213L214 128H211ZM32 127L33 126L31 124L29 127H28V125L24 126V127L20 128V130H18V132L20 131L19 134H23V135L25 134L24 136H28L34 128V127L33 128ZM184 128H185V131L183 132ZM187 128H189V129H187ZM180 129H182V133H180L181 132ZM257 132H259V131L257 130ZM57 133H59V134H57ZM259 133H263V131L260 130ZM207 137L208 136L203 137L204 143L209 141V140H206ZM11 143L13 144L15 142L10 141V143H9V142H6V139L1 140V138H0V147L2 148V149L0 148V150H1L0 151V177L1 178H3L4 172H5L4 169H6L8 167V162H9V160L7 161V158H6L7 155L5 156V152H8V149H9V151L14 152L18 147V145L16 146V144L15 145L13 144L14 145V148H13V145ZM4 146L6 148H4ZM47 147L48 148L50 147V148L48 149ZM6 149H7V151H6ZM50 149H51V151H50ZM141 150H145L146 152L144 154H146V153H148V154L142 155ZM22 155H24V154L22 153ZM22 157L24 158L25 162H23V160L21 159ZM215 157L216 158H213V159L217 160L219 162V165H220L222 162L221 161L222 157L220 156L221 158H219V155H217ZM159 158H160V160H159ZM1 159H2V161H1ZM141 159H145V160L147 159V161H145L143 166L141 165ZM189 159H190V161H189ZM158 160L160 161L159 164L156 163V161H158ZM27 161H28V163H27ZM188 162H190L191 166ZM206 162L211 163L207 160H206ZM52 163L53 162L50 163V167H51ZM72 163H74V164H72ZM34 164H36L37 166L35 165V167H33ZM154 164L157 165L156 168H154L155 166L153 167ZM4 165H7V166L5 167ZM197 165L199 167H197ZM73 166L74 167L76 166L75 161L70 163V168H74ZM167 166H168V168H167ZM32 167L34 169H32ZM195 167H196V169H195ZM38 168L41 170L39 171ZM162 169H163V171H162ZM189 169L191 172L187 171ZM3 170H4V172H3ZM134 170L137 173L136 174L137 177H139L138 179H135L136 177L133 174H131L132 171L134 173ZM30 171H32V172H30ZM199 171L197 173H199ZM27 172L31 173V174H28ZM5 174H6V172H5ZM192 174L194 176V173H192ZM39 175H40V173H39ZM186 175L188 176V178L186 177ZM199 175H200V173H199ZM201 175H203V172ZM103 176L104 175L101 174V171H99L97 173V175L95 176L94 183L99 185V186L96 185L97 186L96 188H100V187L102 188ZM195 177L196 176H194V178ZM212 177H214L213 174L210 175V178H212ZM1 178H0V180H1ZM170 178H172V179L174 178L176 181L178 178L179 179L182 178L181 180L183 182H181L182 183L181 185L179 184L181 188L180 189L178 188L179 187L178 184H177L178 186L177 185L170 186L167 184L165 185L166 181L167 180L169 181ZM194 178H192V179H194ZM189 179L191 180V178H189ZM164 181H165V183H164ZM160 183H161V185L159 186ZM0 186H1V183H0ZM189 186L191 187L192 190H190L189 187L186 188L187 186L186 187L184 186V188L186 190L189 189L190 191H193V189L195 190V188H193L191 186V184ZM2 188L3 187L0 188V192L3 191ZM172 188H174V189H172ZM176 188L179 190H176ZM167 189H169V191ZM185 189H183V190H185ZM98 190H100V189H98ZM163 190H165V191H163ZM174 190H176V191H174ZM186 190H185V193L189 191V190L188 191H186ZM159 191H161V194ZM208 191H209V187L207 186L204 189V193H207ZM158 192H159L160 196H159ZM164 192H166V193H164ZM60 194H61V191H60ZM88 195H90V193ZM162 195H164V196H162ZM21 196H23V199L21 198ZM157 196L159 197L158 199H157ZM79 197H81V198H79ZM77 198H79V199H77ZM154 198L157 200L160 199V201H157V200L155 201ZM66 199H68V201ZM59 201L62 203V204H60L61 206L59 205V203H60ZM53 202H54V200H53ZM154 202H156V203H154ZM178 202H177V204L179 206L180 204ZM51 203H49V205ZM111 203H110V206H111ZM175 203H173V204H175ZM192 203L194 205L201 203V198H197V200H195L194 202H191V204ZM21 204H24V205L21 206ZM67 204L69 207L67 206ZM91 204H93V205H91ZM160 204H163V203H160ZM87 205H88V207H87ZM50 206L53 207V204ZM81 206H82V208H81ZM91 206H93L92 208H95V209L93 210L92 208H90ZM166 206L169 208V206H170L169 203H168V205L166 204L165 207ZM175 206H177V205L175 204ZM56 208H58V209H56ZM88 208L90 210L87 211ZM19 209H20V211L22 210V212H21L22 214H19V216H17L18 213L20 212ZM31 209H32V211H31ZM48 209H49V207H48ZM55 210H53L54 213H55ZM69 210H71V211L69 212ZM42 211L43 212L40 211V213L43 215H44L45 211H47V214L44 215L45 217H46V215L48 217L51 215V214L48 215V213H50L49 210H44V208H43ZM89 211H90V214L88 215ZM101 211H100V213H101ZM16 212H17V215H16ZM105 212H104V215H105ZM68 213L73 218H71ZM34 214H33L34 218L31 221H34V222L36 221L34 223L35 229L39 228V232L37 234H39L40 231L42 232L43 229L46 230L47 225L49 226L51 223L54 224V221H52L50 224L47 222V224H46V221H47L46 218L47 217L45 218L44 216H42L45 219V221H44L45 224H44V222H42L43 218H42V221L40 219L41 217L39 218V215H38L39 213L35 216H34ZM87 215L90 217L88 218ZM96 215H95V217H96ZM110 215H112L113 217ZM143 215H144V217H143ZM36 216H38V217H36ZM158 216L161 218V220L158 218ZM141 217L143 220L141 219V223H140ZM50 218H51V216H50ZM67 218H64V219H66V222H68ZM90 218L91 219L93 218L92 219L93 222H92V220H89ZM123 218H124V220H123ZM146 218L148 219L147 221H146ZM64 219L62 220V222L64 221ZM73 219H74V221H72ZM110 219H112V220H110ZM18 220L21 222L22 221L25 222L26 225H23L24 227L21 226L22 225L21 222L18 225L17 224L19 222ZM49 220L50 219L48 218V221ZM149 220H151V222L148 224ZM39 221H41L43 224L41 223V224H38L36 226V224ZM76 221H79V222L77 223ZM152 221H154L153 223L156 226L155 228L153 227ZM79 223H83V226H81ZM90 223H91V225H90ZM143 223H144V225L145 224L146 225L143 226V228H142L140 225ZM12 224H14V225H12ZM87 225L89 228L87 227ZM18 226H20L22 229L20 227H19V229H16ZM52 226H54V225H52ZM71 226H72V229H71ZM41 227H43V228H41ZM139 227H141V228L139 229ZM25 228H26V230H25ZM67 228L69 229V231ZM13 229H15L14 231L17 233L16 235H18V237L16 235H14L15 232L13 231ZM94 229H100V230L102 229L101 231H103V232H101L100 230L97 231ZM146 229H148V230H146ZM18 230H19V232H18ZM76 230H78V231H76ZM85 230H86V232H85ZM93 230L96 233L93 232ZM21 231H24V232H21ZM71 232H72V235H71ZM81 232H82L83 236L81 235ZM12 233H14L13 234L14 237L12 235H11L12 237L9 236V234H12ZM73 233H74V235H73ZM139 233H141V232H139ZM20 234H21V238H20V240H17V239H19ZM65 234L62 232L60 237L63 238V236ZM86 234H87V237H86ZM22 235H25V237L23 238ZM66 235H65V238H63L64 240L65 239L67 240ZM12 238L15 239V241ZM85 238H87V239H85ZM141 238L143 241L141 240ZM63 239H61V240H63ZM11 240H13L14 242L13 241L11 242ZM82 240H84V241H82ZM139 240H140V242H139ZM83 242H85V243L82 244ZM57 244L59 245V243H57ZM164 244L166 245V242H163V245H160V246H164ZM14 245L15 244H13V246ZM47 245H48V247H46ZM61 245L64 247L66 246L67 248L66 247H65L66 249L64 247L61 248ZM16 246L12 247L13 250H14V248H16ZM5 247L7 248V250ZM23 248H22V250L24 251V249H26V248H24V249ZM37 248H38V250H37ZM49 248H50V250H49ZM28 249H26L25 252H27ZM91 249H93V250H91ZM42 250H40L41 253H42ZM156 251H159V253L157 252L158 253L157 254ZM28 252H29V250H28ZM83 252H85L84 253L85 256H84ZM154 252H155V254H154ZM13 253L16 254V257L18 260L16 261V259H13L15 257L14 256L15 254H14V255H12V257L10 256L11 262H13L15 260L19 264H21V263L26 264V262L28 264H30V262L32 263V260H33V263H34L35 253H34L33 257L31 254V258L30 257L28 258L27 257L28 255L25 257V254L24 255L22 254L24 256L23 259L21 258L22 257L21 254L17 255V253H19V252H17L16 249ZM171 253L174 255H171ZM26 254H28V253H26ZM90 257H91V259H90ZM26 258H27V260H26ZM172 258L174 260H172ZM10 259H9V261H10ZM19 259L21 260V262L19 261ZM38 259H35V260H38ZM47 259L48 260L50 259V261L48 262ZM56 259H58V261ZM59 259H60V261H59ZM97 259H98V261H97ZM28 260L29 261L31 260V261L29 262ZM87 260H88V262H87ZM102 261H104V262H102ZM127 261H130V263ZM8 262H6V264ZM14 262L11 264H14ZM38 262L39 261H36V263H38ZM40 264H42V263H40Z\"/></svg>", "mask_w": 264, "mask_h": 264}, {"label": "water", "instance_id": "95a60500", "mask_svg": "<svg viewBox=\"0 0 264 264\" xmlns=\"http://www.w3.org/2000/svg\"><path fill=\"white\" fill-rule=\"evenodd\" d=\"M105 59L92 71L113 63L128 65L158 82L164 94L177 106L215 119L224 115L219 105L197 106L189 102L160 72L135 56L119 53L105 56ZM238 109L247 112L251 106L236 104L230 112L238 114ZM191 246L196 264H264V206L246 192L230 193L198 226Z\"/></svg>", "mask_w": 264, "mask_h": 264}]
</instances>
